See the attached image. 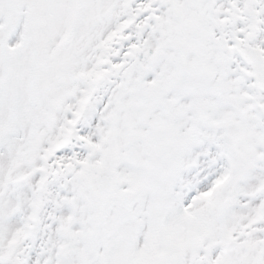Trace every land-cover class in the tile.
I'll use <instances>...</instances> for the list:
<instances>
[{
  "label": "snow or ice",
  "instance_id": "obj_1",
  "mask_svg": "<svg viewBox=\"0 0 264 264\" xmlns=\"http://www.w3.org/2000/svg\"><path fill=\"white\" fill-rule=\"evenodd\" d=\"M0 264H264V0H0Z\"/></svg>",
  "mask_w": 264,
  "mask_h": 264
}]
</instances>
